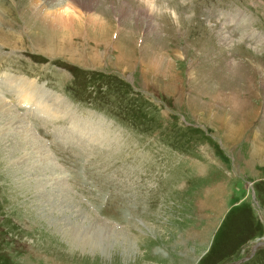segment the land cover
<instances>
[{"label":"rangeland","instance_id":"rangeland-1","mask_svg":"<svg viewBox=\"0 0 264 264\" xmlns=\"http://www.w3.org/2000/svg\"><path fill=\"white\" fill-rule=\"evenodd\" d=\"M34 2L0 0V264H264V0H71L53 35Z\"/></svg>","mask_w":264,"mask_h":264},{"label":"bare ground","instance_id":"bare-ground-1","mask_svg":"<svg viewBox=\"0 0 264 264\" xmlns=\"http://www.w3.org/2000/svg\"><path fill=\"white\" fill-rule=\"evenodd\" d=\"M70 1V4H71V12L72 13H76L75 11V9H73V6H72V2H71V0H69ZM72 1H74V0H72ZM86 0H81V2L83 3V2H85ZM31 2V1H30ZM33 2H34V0H33ZM35 2H36V0H35ZM34 2V3H35ZM34 3H31V5L32 4H34ZM40 3V2H39ZM43 3H44V6H42V4H41V6L42 7H40V8H37L38 6H36V8H33L34 10V13L32 12V14H34V16H35V22L37 21V22H39V23H41L45 28H46V30L48 29V31H50V34H55V32H56V30L58 29L57 27H62L63 29H67V27H65V26H72V23L69 21L71 18H69L70 17V13H65L63 10L65 9V7L69 4V2L67 3V4H65V5H62L61 6V4L59 3H56L54 0H43ZM75 3V2H74ZM37 4V3H36ZM36 4H34V6L36 5ZM82 5H86V4H82ZM60 6V7H59ZM65 6V7H64ZM28 7V6H27ZM78 10V9H77ZM31 11H32V9H31ZM78 14H80V16L77 18V19H79L80 21H82V20H85L86 18H87V15L85 14V13H83V12H80V11H78L77 12ZM77 14V15H78ZM77 15H75V16H77ZM42 26V28H44ZM2 37V36H1ZM4 37V36H3ZM8 44V43H7ZM51 51L52 52H54V48L53 49H51ZM3 80H6V81H8L9 80V77H8V75H3V78H2ZM17 82L20 84V88H19V91H18V93H17V95H18V97L20 98V103L22 104V105H24V104H26L27 105V103L29 102V103H31V102H33L34 101V99L35 98H33V91L35 90H33V82H28V81H26V80H23V79H18L17 80ZM15 84V83H14ZM19 102V101H18ZM40 102H38V104H39ZM2 110H4V107H3V109ZM5 111H7V110H5ZM8 114V113H7ZM13 115V114H12ZM4 118L6 119V121L5 122H7V121H9V123L11 124V127L13 126V129H14V123H15V118H11L10 117V115H8V117L6 116V115H4ZM1 119V118H0ZM2 124V123H1ZM3 126V125H2ZM1 126V128H3ZM17 126V125H16ZM18 130V129H17ZM1 131V130H0ZM3 131V130H2ZM1 131V132H2ZM6 134L7 133H5L4 134V136H6ZM15 134V133H14ZM14 134L12 135V136H14ZM2 135V134H1ZM9 135V134H8ZM16 135V134H15ZM27 135V134H26ZM28 136V135H27ZM15 137V136H14ZM8 138H9V136H8ZM7 138V139H8ZM18 138V137H17ZM16 138V139H17ZM27 138V140H28V145L30 144V141H36L37 139L36 138H34V136H32V135H29L28 137H26ZM4 139V138H3ZM34 139H36V140H34ZM4 142H6V140L4 141ZM15 143V144H14ZM11 144V143H10ZM22 144H24L23 142L21 143L20 141L19 142H13V147L14 148H22ZM12 145H11V147H12ZM27 145V144H26ZM9 146V145H8ZM24 147L27 149V147L25 146V144H24ZM13 148V149H14ZM24 148V149H25ZM5 149H8L6 146H2L1 144H0V150L2 151V152H0V154H1V156H2V154H3V152H5L4 150ZM12 149V150H13ZM262 150V149H261ZM8 151H9V149H8ZM15 152V151H14ZM264 152V151H263ZM6 153V152H5ZM10 153V152H9ZM4 155V154H3ZM9 157H10V155H9ZM6 158V157H5ZM7 161V160H6ZM18 163V162H17ZM7 165V164H6ZM7 167V166H6ZM21 167V166H20ZM21 169V168H20ZM14 177V176H13ZM7 180V179H6ZM26 187V186H25ZM47 210V209H46ZM54 213V212H53ZM65 221H62L63 223H66L65 225H63L62 227H60V229H61V232H63L64 233V235L65 236H68V234L70 233V234H73V238H72V240H73V242H75L76 244H79V243H81V245L83 246V247H85L86 249H96L98 246V244H100L99 242L100 241H102L101 239H100V241H98L97 239H94V235H91L90 234V232H89V229L88 228H86V229H84V227L85 226H83V225H81V226H78V227H74V225H73V223L71 222V220L69 219V218H67V219H64ZM53 225V224H52ZM77 225V224H76ZM69 227L71 228L70 229V231H69ZM74 228V229H73ZM64 229V230H63ZM68 229V230H67ZM59 230V229H58ZM64 235H63V237H64ZM72 242V243H73Z\"/></svg>","mask_w":264,"mask_h":264},{"label":"clouds","instance_id":"clouds-1","mask_svg":"<svg viewBox=\"0 0 264 264\" xmlns=\"http://www.w3.org/2000/svg\"><path fill=\"white\" fill-rule=\"evenodd\" d=\"M141 3L144 5V7L149 13H156L158 15H169L172 20L177 24V26H179V17L177 11L174 8L170 7L166 0H141ZM63 11L65 13L71 12L70 2Z\"/></svg>","mask_w":264,"mask_h":264}]
</instances>
